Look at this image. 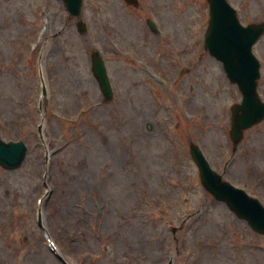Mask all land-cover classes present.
Returning a JSON list of instances; mask_svg holds the SVG:
<instances>
[{
	"label": "rangeland",
	"instance_id": "obj_1",
	"mask_svg": "<svg viewBox=\"0 0 264 264\" xmlns=\"http://www.w3.org/2000/svg\"><path fill=\"white\" fill-rule=\"evenodd\" d=\"M122 2L84 0L79 33L58 0H0V135L28 147L20 167H0V264H264V235L202 188L189 154L196 143L264 205V119L233 149L230 107L241 95L201 46V7ZM147 10L160 35L146 31ZM93 47L106 58L109 101L91 71ZM256 54L264 101V38Z\"/></svg>",
	"mask_w": 264,
	"mask_h": 264
},
{
	"label": "water",
	"instance_id": "obj_2",
	"mask_svg": "<svg viewBox=\"0 0 264 264\" xmlns=\"http://www.w3.org/2000/svg\"><path fill=\"white\" fill-rule=\"evenodd\" d=\"M64 1L70 13L78 15L81 0ZM221 2L222 0H211L212 21L207 42L210 51L223 61L229 79L237 83L243 95L242 102L233 107L231 117V138L233 143L237 144L242 136V130L259 121L264 115V104L260 102L255 91L258 63L250 52L251 44L258 36L259 29L251 26L239 27L234 18L227 23L221 22V12L215 8V3L221 8ZM92 63L93 73L102 92L106 97H110L111 89L105 68L97 54L92 55ZM25 151L22 142L0 141V164L8 169L19 166ZM191 155L199 168L204 187L217 200L225 202L238 217L245 219L255 231L264 233V208L260 203L247 196L243 190L223 181L221 175L210 169L200 149L193 144H191Z\"/></svg>",
	"mask_w": 264,
	"mask_h": 264
},
{
	"label": "flooded vegetation",
	"instance_id": "obj_3",
	"mask_svg": "<svg viewBox=\"0 0 264 264\" xmlns=\"http://www.w3.org/2000/svg\"><path fill=\"white\" fill-rule=\"evenodd\" d=\"M263 14H264V11H263Z\"/></svg>",
	"mask_w": 264,
	"mask_h": 264
}]
</instances>
